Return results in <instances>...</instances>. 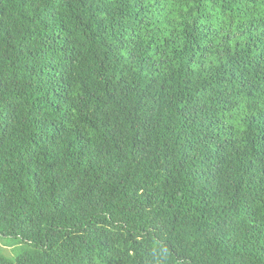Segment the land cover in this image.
I'll list each match as a JSON object with an SVG mask.
<instances>
[{
	"label": "trees",
	"instance_id": "obj_1",
	"mask_svg": "<svg viewBox=\"0 0 264 264\" xmlns=\"http://www.w3.org/2000/svg\"><path fill=\"white\" fill-rule=\"evenodd\" d=\"M0 240L264 264V0H0Z\"/></svg>",
	"mask_w": 264,
	"mask_h": 264
},
{
	"label": "rangeland",
	"instance_id": "obj_2",
	"mask_svg": "<svg viewBox=\"0 0 264 264\" xmlns=\"http://www.w3.org/2000/svg\"><path fill=\"white\" fill-rule=\"evenodd\" d=\"M21 250V244L16 241L0 240V251L10 258H15L21 252Z\"/></svg>",
	"mask_w": 264,
	"mask_h": 264
}]
</instances>
